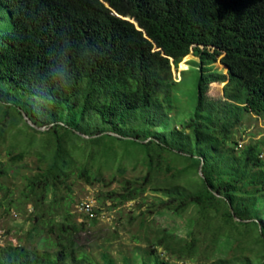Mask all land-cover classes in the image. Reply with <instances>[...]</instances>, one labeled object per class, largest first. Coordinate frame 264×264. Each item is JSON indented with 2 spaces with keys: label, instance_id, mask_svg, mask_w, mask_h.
<instances>
[{
  "label": "trees",
  "instance_id": "1",
  "mask_svg": "<svg viewBox=\"0 0 264 264\" xmlns=\"http://www.w3.org/2000/svg\"><path fill=\"white\" fill-rule=\"evenodd\" d=\"M0 19L8 22L0 27V145L18 121L13 112L34 133L55 136L46 168L25 178L22 197L43 187L27 240L0 244V264H264V141L237 152L233 138L249 114L264 123V0H0ZM190 53L199 60L189 62L199 69L196 102L172 124L181 82L172 67ZM211 83L223 84L222 97L208 95ZM68 134L145 151L146 172L100 198L140 209L147 191L156 194L127 222L136 221L133 239L149 247L139 258L112 256L116 228L101 244L84 242L86 222H71L66 210L53 217V192L84 158ZM85 163L78 176L102 182L100 168L93 174ZM7 174L0 161V179ZM163 216L183 219L184 234L154 228Z\"/></svg>",
  "mask_w": 264,
  "mask_h": 264
},
{
  "label": "rangeland",
  "instance_id": "2",
  "mask_svg": "<svg viewBox=\"0 0 264 264\" xmlns=\"http://www.w3.org/2000/svg\"><path fill=\"white\" fill-rule=\"evenodd\" d=\"M2 14L4 17L6 16V14ZM7 24L6 19H0V27H7ZM191 60L199 61L190 53L178 65L177 69L172 67L173 77L176 80L181 79L174 96L177 109L169 115L172 117L170 120L172 124L173 121L182 122L193 110L196 102L199 69L197 64L189 63ZM213 68L227 74V70L219 61L213 64ZM181 71L180 76L179 72ZM222 87L223 84L211 83L208 87V95L212 98L222 97ZM12 114L18 121H13L16 124H7L4 142L0 145V161L8 170L6 178L0 179V186H3V189H0V201L2 203L0 207V244L8 243L15 246L19 242H26V234L31 228L29 218L32 212V204L37 202L43 194L42 185H38L28 199L22 197L21 194L26 191L24 188L25 178L46 168L53 152L55 136L52 133H34L24 123L25 121L19 120L15 112ZM175 126L178 124L176 123ZM63 132V130H59L60 135ZM233 138L237 142V152L248 144L264 141V123L260 118L249 114L243 124L234 131ZM84 139L79 140L73 134H68V146L76 145L78 147L77 153L84 155V158L76 157L75 165L71 169L72 173L68 176L65 184L53 192L55 198L60 202V207L56 210L50 207L53 210L52 215L56 220L61 219L60 213L66 210L71 222H86L90 229L88 233L85 232L80 235L81 241L84 242L89 240L101 244L103 237L109 236L116 228L117 238L108 245L112 256L118 259V253L122 251L139 258L143 250L149 247L144 241L133 239V236H138L136 221H131L129 224L127 222L130 217L137 216L139 210L147 209V204L152 202V197L156 194L147 191L144 194V205L140 209L137 206L138 201L118 205L117 202L112 203L109 200H100V198H103L108 192H119V181L122 179H134L146 172L145 151L139 146L108 138H103L99 144L90 143ZM22 151L26 152L21 160L13 162L9 159L10 156H16ZM88 156L89 159H87ZM260 158L264 161V145ZM81 163L88 164L90 172L93 174L100 168L103 181L90 183L87 178L78 176ZM121 167L124 171L121 173L122 175L117 172ZM114 176L116 181L110 183L109 180ZM191 177L196 178L194 174ZM50 199L51 194L48 202ZM82 202L87 203L92 210H98V213L92 212L90 215L83 211L80 208ZM7 208L9 209L6 212L5 209ZM43 208L45 210L47 207L43 206ZM86 215L90 218H96L95 224H90L91 221L86 218ZM183 221V219L175 220L168 216L156 217L152 226L154 228L166 226L173 229L175 233L183 235L185 232ZM152 233L149 236H152ZM94 237L95 240H92ZM157 251L162 252V248L158 247ZM168 259L172 260L173 258L169 257Z\"/></svg>",
  "mask_w": 264,
  "mask_h": 264
},
{
  "label": "water",
  "instance_id": "3",
  "mask_svg": "<svg viewBox=\"0 0 264 264\" xmlns=\"http://www.w3.org/2000/svg\"><path fill=\"white\" fill-rule=\"evenodd\" d=\"M106 6L108 7L107 4H106ZM127 20H128V19H127ZM136 28H137L138 30H140V29L137 27V25H136ZM23 118H24V120H26V122L28 123V125L31 126L32 128H34V129H36V130H39V131H44V130H45V128L38 127V126H36L35 124H33V123L31 122V120H29V119L27 118V116H26L25 113H23ZM80 135H81L82 137H84V138H88V136H86V135H82V134H80ZM201 167H202V162H201V166H200V168H199V175L202 177ZM236 220H238V219H236Z\"/></svg>",
  "mask_w": 264,
  "mask_h": 264
},
{
  "label": "built area",
  "instance_id": "4",
  "mask_svg": "<svg viewBox=\"0 0 264 264\" xmlns=\"http://www.w3.org/2000/svg\"><path fill=\"white\" fill-rule=\"evenodd\" d=\"M80 208L87 212L88 214L92 215V208L85 202L80 203Z\"/></svg>",
  "mask_w": 264,
  "mask_h": 264
}]
</instances>
